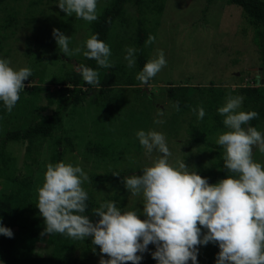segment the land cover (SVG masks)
Segmentation results:
<instances>
[{
  "label": "clouds",
  "instance_id": "obj_1",
  "mask_svg": "<svg viewBox=\"0 0 264 264\" xmlns=\"http://www.w3.org/2000/svg\"><path fill=\"white\" fill-rule=\"evenodd\" d=\"M97 4L98 0L56 3L66 15L75 14L87 22L97 19ZM52 36L64 55L79 53L93 59L98 68L112 67L110 47L98 39V34L90 35L83 47L75 48L69 47L70 36L59 29L53 28ZM154 40L149 34L144 43L147 46ZM137 52L135 47H126L124 60L130 69L136 66ZM166 63L163 50L158 49L135 78L147 86ZM77 68L86 85L99 86L97 69L85 64ZM31 75L30 67L14 68L7 58L0 57V106L11 112L20 99L24 81ZM243 99L242 95L229 94L217 109L225 130L218 133L215 142L223 148L224 168L230 174L216 183L190 170L184 159L171 163L172 152L163 132H135L145 155L157 154L139 174L122 179L132 196L142 197V211L136 207L123 211L116 200H104L93 209L98 217L93 222L84 214L89 196L82 185L89 180L87 172L79 164H47L43 183L37 189L36 207L44 221L41 235L91 238V244L107 254L108 259L101 258L100 264H139L149 244L155 246L150 254L156 264H198L197 245L210 242L219 248L214 264H264V164L253 159L254 147L264 153V132L249 123L259 114L241 110ZM173 107L179 111V102ZM193 111L198 120L204 118L202 106ZM162 117L163 112H158L153 122L163 124ZM0 234L9 238L13 235L3 224Z\"/></svg>",
  "mask_w": 264,
  "mask_h": 264
},
{
  "label": "rangeland",
  "instance_id": "obj_2",
  "mask_svg": "<svg viewBox=\"0 0 264 264\" xmlns=\"http://www.w3.org/2000/svg\"><path fill=\"white\" fill-rule=\"evenodd\" d=\"M28 1L5 0L4 6L6 8L7 6H13L16 10L20 8V12H18V14L20 13L18 15L20 19L23 8ZM41 1H43V5H40L41 9L48 11L46 16L39 17L36 15L37 19L32 24L28 23L23 26L19 24L14 28L0 29V34L6 36L3 42L4 47L0 50V57L4 58L3 55L7 52L6 58L10 61L12 67H30L34 76L32 81L30 80L31 77L24 81V89L32 86L36 87L33 93L22 90L28 100L25 101L26 108L20 111L23 116L17 118L18 121L11 120L15 118L12 117L16 113L14 110L11 112L6 111L1 116L0 137L3 136V129L8 128L11 123L21 125L24 124L25 120L28 122L35 106L36 110L39 107L47 106V96L55 99L58 87L51 84L52 78L63 76L73 66H76L75 63L81 58L82 54L79 53L76 55H64L52 36V29H59L66 36H70V48L83 47V43L88 37V25L91 22L77 18L75 14L66 15L56 5L57 2H52L51 0ZM110 2L111 0H98L97 15ZM164 4L163 14L157 17L158 26L153 22L154 17L151 12L148 15L146 14L148 20L146 27L154 28L152 35L155 37V40L148 44V48H146L148 60L157 54L158 49H162L167 61L166 65L152 78L147 86L142 85L135 78V74L138 72L137 67L128 68L124 60L125 54L122 53L129 44L132 46L133 28H130V26L120 27L118 23H115V27L113 26L111 29L110 41L107 44L111 50L110 60L112 66H122V75H129L131 80L137 81V84L131 87L121 85L113 88L109 93L110 97H112V103H116L120 111L123 112L130 108L135 110L137 108V111H148L151 118H155L157 113L162 111V119L165 122L173 113L174 105L166 97V89L168 87L186 84L191 89L196 88L198 85L208 86L211 81L214 86L229 87L232 90L258 85L261 70H259L260 52L256 39L257 29L251 25L249 18H247L240 7L232 4L229 0H165ZM126 13L129 17L134 16L130 6L126 7ZM3 14L0 13V16ZM57 54L66 56V58L56 57ZM117 73H120V71H117ZM135 90H140V93H136ZM99 91L100 88L88 90L87 97L77 106L78 115L73 117L65 115L62 119V130L65 133H59L60 135L64 134L72 137V139L74 138L72 140L74 151H66L62 156V161L74 165L79 164L87 172L88 181H90L92 176H102L111 172L112 169L122 171L134 167L135 164L146 166L157 155L152 153L151 156H146L142 147L141 151L134 150L133 147L130 150L127 147L122 150L123 143L128 141L129 139L127 138H130V136L123 137L118 135L122 130L119 127L120 125H117V122L109 124L106 121V126L100 123L98 124L99 126L93 127L91 121L96 120L97 115L102 112L103 118L107 113L114 111L113 107L107 108L104 95L99 93ZM235 94L239 95V93ZM143 96L147 97L144 100V105L139 100ZM53 108L54 105H49L45 111H40L39 114L47 115ZM192 115H196L194 111ZM165 118L167 119L165 120ZM190 119L191 115L186 114L181 116L180 122L175 127L153 122V124L142 126L140 129H155L163 132L172 152L170 162L175 164L177 160L184 159L186 166L190 167L188 165L192 158L190 155L196 151L190 148L191 145L187 143L188 137L185 134ZM5 123L7 125L4 127ZM101 129H103L102 137L105 142H119L121 137L122 144L119 143L118 148L109 151L114 155L113 159L115 160L113 162L107 160L102 165H98L93 163L94 161L87 153L86 147L88 142L95 140L93 133L95 131L100 133ZM136 131H134V134ZM260 131L264 132V126L261 127ZM219 132H216L215 137L211 138L212 141H216ZM56 137L58 135L54 136V138ZM136 144L139 146V143ZM7 149L9 156L15 158L16 166L20 168L23 162L24 145L21 143L11 144ZM54 150V145L49 141H46L39 150L37 167L40 169L35 172L34 176V181L38 184V187L43 183L46 166L51 163L50 157ZM194 157H197V160H203L204 167L210 165V152L203 151L202 155ZM253 159L264 164V153H260L254 147ZM192 161L195 162L194 160ZM190 170L193 169L190 167ZM88 181L83 183L84 189L86 191L92 190L93 197L98 204L104 201L103 198L106 193L101 187L105 185H98L93 190ZM122 188L124 198L121 209L127 211L136 207L142 211V197H134L124 186ZM139 218L143 219V216L140 215ZM151 245L149 244L148 248ZM198 251H201V249L198 248ZM148 254V251L142 254L143 259L139 264H146ZM101 258L108 259L107 254L100 253L97 245L96 248H93L88 260L84 261V264H100ZM204 260V254L197 257V261L202 262ZM123 264H127V262H123ZM188 264H191V261Z\"/></svg>",
  "mask_w": 264,
  "mask_h": 264
},
{
  "label": "trees",
  "instance_id": "obj_3",
  "mask_svg": "<svg viewBox=\"0 0 264 264\" xmlns=\"http://www.w3.org/2000/svg\"><path fill=\"white\" fill-rule=\"evenodd\" d=\"M51 1L57 2V0ZM229 1L240 7L247 18H249L251 25L257 29L256 39L260 52L259 70H261V72L259 71L258 85L232 90L229 87L214 86L211 81L208 86L198 85L196 88L190 89L188 85L183 84L166 89L168 100L172 101L173 104L179 102V111L173 107V113L168 119L165 118L167 120L163 125L167 124L175 127L180 122L181 116L186 114L191 115L185 134L188 137L187 143L191 145L190 148L196 151L195 153H191L190 156L192 158L188 162V165L201 177H206L209 183H216L223 179L225 175L230 174L224 168L223 148L211 140L212 137H215L216 132L225 128L222 123L223 117L217 112V109L219 106H222L223 100H225L227 95H236L235 93L242 95L244 99L241 110H255L259 114L257 118L251 120L249 123L258 130L264 126V1ZM4 2L5 0H0V13H4L0 16V29L14 28L19 24H21L20 26L28 23L32 24L37 19L36 15L40 17L46 16V13H48L47 10H43L40 7V5H43V1L29 0L23 8L22 17L19 19L18 15L20 13L18 14V12H20V8L18 10L13 6H7L6 8ZM164 3L165 0H111L103 8L102 12L97 15V19L88 25V37L95 33L98 34V39L108 43L112 32L111 29L113 26L115 27V23H118L120 27L130 26V28H133L132 46L138 49L136 53V67L139 71L148 60L146 50L148 45L145 46L144 42L149 34L152 35L154 33L153 27H146L148 25L146 14L148 15L151 12V15L154 17L153 22L158 26L157 17L163 14ZM127 6L132 8L134 12L133 17L127 15ZM152 25L154 26V24ZM5 39L6 36L0 34V50L4 47L3 42ZM128 41L130 43V39ZM119 45L121 46V44ZM122 53L125 54V50ZM3 57H7V52L4 53ZM56 57L66 58V56L58 54ZM75 64L76 66H73L63 76L52 78L51 84L58 87L55 99L47 96V106L39 107L37 110L35 106L28 122L25 120L24 124L21 125L11 123L8 128L3 129V136L0 137V224L10 228L13 233L10 238L0 234V262L2 264H84V261L88 260L89 255L92 254L93 248L97 247V245L91 244V238L74 240L60 233L41 235L44 221L39 213V209L36 207L37 189L39 187L34 181L35 172L40 169L37 167L39 150L46 141L53 144L55 148L54 153L50 157V162L53 164L62 161V156L66 151H74L72 143L74 138L59 134L60 132L65 133L62 130V119L65 115H69L70 117L78 115L77 106L87 97L89 89L100 88L99 93L104 95L107 108H114L113 112L107 113L103 118L102 112L97 115L96 120L91 121L93 127L100 123H103L104 126L106 121L109 124L117 122V125H120L119 127L122 130L118 135L123 137L130 136V138H127L129 140L123 143L122 150H125L126 147L130 150L133 147L134 150L141 151L142 146L139 145V147L136 144L138 140L134 136V131L140 129L142 126L153 124L154 118L150 117L148 111H137V108L135 110L130 108L122 112L116 103H112V97H110L109 93L113 88L121 85L131 87L137 84V81L131 80L129 75H122V66H112L110 69L98 68L93 59H87L83 55H81L80 60ZM79 64H85L98 70L100 78L99 86L92 87L85 84L77 68ZM117 71H120V73H117ZM33 76L34 74L32 73L31 81ZM23 90L33 93L36 87L32 86ZM135 92L140 93V90H135ZM146 98L143 96L139 99L142 105H144ZM27 100L21 90L20 99L12 109L16 112L12 116L15 118L11 120L18 121L17 118L23 116L20 111L26 108L25 101ZM136 100L138 99L136 98ZM195 104H197L196 107L202 106L204 108V118L198 120L196 115H192L193 109L196 108ZM49 105H54L49 114H39L40 111H45ZM135 107L137 106L135 105ZM35 110L36 114L34 113ZM4 113H6V110L0 106V118ZM6 125L7 123L4 124V127ZM93 134L94 143L88 142V146L86 147L87 153L94 161L93 163L102 165L107 160L113 162L115 160L113 159L114 155L109 151H113L114 148H118L122 144L121 137L119 142L108 143L102 137L103 129H101L100 133L95 131ZM55 135H58V137L54 138ZM19 143L24 145L23 162L20 168L16 166L15 158L10 157L7 153L9 145ZM61 148L62 150L60 151ZM201 149L211 154V161L208 167H204L203 160H197V157H194L202 155L203 151ZM143 167L135 164L134 167L122 171L112 169L111 172L102 176H92L88 184L90 183V187L93 190L98 185H105L101 187L106 193L103 200H116L118 207L122 208L124 198L122 188L124 186L122 182L123 177L139 174ZM114 173L119 175H113ZM87 192L89 196L87 201L88 207L84 214L88 215L94 222L98 217L94 216L93 209L98 207L100 203L98 204L94 199L92 190H87ZM203 231L206 230L202 228ZM197 248L201 249V251H198L197 257L201 254L205 255V260L202 262L198 261V264H214L216 254L219 251L217 244L210 242L206 245H197ZM154 250V245L148 248L149 254L146 264H156V261L150 254ZM127 264H131V262L129 261Z\"/></svg>",
  "mask_w": 264,
  "mask_h": 264
}]
</instances>
